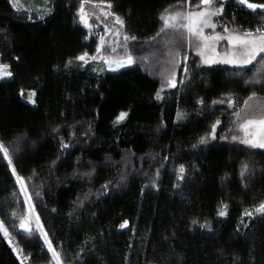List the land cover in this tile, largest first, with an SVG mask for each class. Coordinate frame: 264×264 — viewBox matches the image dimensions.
<instances>
[{"label":"trees","instance_id":"trees-1","mask_svg":"<svg viewBox=\"0 0 264 264\" xmlns=\"http://www.w3.org/2000/svg\"><path fill=\"white\" fill-rule=\"evenodd\" d=\"M104 2L124 21V33L136 37L128 50L97 53L100 38L80 20L81 0H0V64L12 72L0 79V140L27 192L0 152V217L18 248L28 264H55L41 231L29 236L19 228L27 198L63 264H264V214L255 211L264 201V149L245 144L240 129L245 110L264 115V82L245 83L257 61L207 65L183 48L170 87L160 74L161 46H135L157 39L161 14L183 0ZM190 3L197 11L199 0ZM218 3L223 11L208 33L227 27L258 35L255 29L264 28V9ZM219 49L229 52L230 43L221 40ZM85 52L87 62L76 59ZM129 54L134 63L124 69L93 68L92 57ZM122 112L127 116L118 120ZM201 137L208 142L200 144ZM205 222L211 227H200ZM0 264H22L2 230Z\"/></svg>","mask_w":264,"mask_h":264},{"label":"snow or ice","instance_id":"snow-or-ice-1","mask_svg":"<svg viewBox=\"0 0 264 264\" xmlns=\"http://www.w3.org/2000/svg\"><path fill=\"white\" fill-rule=\"evenodd\" d=\"M103 3L104 0H101ZM179 3V0H178ZM214 0H199V4L195 5V7L198 9L197 11H192L191 10V3L190 0H183V5L177 6L176 10L174 11H169V9H165L164 13L161 14V20L163 21V27L160 29V32L157 33L159 36L161 33H164L167 29H172L175 32L178 33L179 35V40H183V31L184 29L187 30L188 36H189V42L191 43V37H196L197 39L203 41L202 48H208L209 47V41H219L222 39H225V37L216 34L214 36H206L204 34V28L206 27H211L215 28L216 25L211 22L213 16L219 15L220 12L223 10V4L219 8L213 9L211 6L213 5ZM240 4H246L249 9H252L255 11L256 9H264V3H251L249 0H239ZM186 5V6H185ZM108 9L112 8L111 3L109 2L107 4ZM174 6H169V8H173ZM52 9L51 8H46L45 9V14L47 12H50ZM79 14H80V20L87 25L89 28L92 27V25L89 24V19H88V14L85 12L84 8V0H81V6L78 9ZM100 11L103 13L105 17L112 16L115 20V23L117 25L123 26L124 21L121 19L120 16L116 15L114 12L107 11L103 7H101ZM94 15V13H93ZM41 18H43L41 16ZM99 19V17H97ZM226 32L228 31L227 27L224 29ZM105 31L106 32H112L113 35L119 37L120 32L119 30L113 31V29H110L105 25ZM255 32L258 33V35H253L252 31H244L243 34H235V35H229L227 37L228 41L233 44L234 47H236L237 51L233 52L230 56H226L224 58L225 63L228 64H233V65H250L253 63V61H257L258 67L256 69V72L253 74V77L250 78V80L245 81L246 84L249 83H261L264 82V59L262 60H257L258 57H264V28H256ZM136 37L134 36H128L127 34H124L123 36V41L125 42V46L129 40H135ZM155 39V38H153ZM100 45H98L96 51L99 53L102 49V47L105 44L104 37H100ZM182 47V44H181ZM214 50V49H213ZM115 51V49H113ZM171 54V53H170ZM200 54L203 56L204 53L202 50H200ZM88 56V53L85 52L84 54L78 56L76 59L80 61H86V57ZM95 59L96 57H92ZM186 59V57H185ZM106 63H108L110 66L112 64L116 65V68L113 69V71L118 70L119 68H122L127 65H131L134 63V59L131 54L127 55V57L124 60H106ZM70 63V61H69ZM179 61L176 60L175 64H178ZM204 63H215L214 60L212 59H207L205 58ZM174 64V67H175ZM8 65L0 64V78L2 77H11L12 72L8 70ZM184 71L187 72L188 68L185 66ZM176 73L175 71L171 72L168 76L167 79V85L170 87H175L176 86V79H175ZM180 83H183V80L180 81ZM32 95H35L34 92H32L29 95V99H31ZM255 93H252L248 99L244 101V104L246 107H250L249 101L255 97ZM157 99H160V94L157 92ZM223 102V101H221ZM33 103L35 101L33 100ZM201 104H203V100L200 101ZM216 101H213V104H215ZM229 105L233 104V101L231 97L228 99ZM183 115V113L178 112L177 117L180 118ZM236 115L239 117L240 114L236 113ZM125 116H127L126 112H122L120 116L117 118L118 120L123 119ZM221 122L220 120H216L215 123L211 125V132L208 134L212 139H215L216 137V128L217 125H219ZM255 126L257 127V133L253 139H248L247 137L252 135L250 133L249 129L250 127ZM240 127L243 129L245 133L246 139L243 141L245 144H250L252 146H258L260 148H264V115L260 116L258 119H245L244 122L240 125ZM53 131H57L56 129H53ZM23 137H17V140L19 141ZM222 139H226V137H221ZM233 140L236 139L235 136L232 137ZM208 142L207 137H201L199 143L200 144H205ZM62 148H67L68 145L61 143ZM195 147V145H194ZM0 152L3 153V156L7 159L8 164L12 166V157L9 154V149L5 146L3 140H0ZM55 163V162H53ZM249 170L248 165H244L242 167V175ZM185 172V168L183 165H180L179 167V173L180 178L183 179V173ZM12 174L16 176L17 182L20 184L21 189L25 191V194L27 195L26 192V185L24 183V177L19 176L17 173V170L15 169L14 166H12ZM35 175V173H34ZM157 175H159V172H157ZM106 187V186H105ZM30 199V197H29ZM255 211L257 213H262L264 214V201H261L260 204L255 208ZM228 214V206L225 204L222 206L221 210L218 212V215L223 217ZM15 216V213H13ZM244 216L251 217L253 215L252 212L250 211H245L243 213ZM37 224L39 225V217H36ZM128 221L125 220L121 225L120 228H125L128 225ZM193 224H196L197 221L193 220ZM41 227V234L43 235L44 241L47 244L48 250L52 254V260L55 262V264H63L62 260V254L60 252H57L55 248L52 245L51 240H49L48 235L46 232H43L42 226ZM200 227H208L210 228L211 225L208 222H205L200 225ZM247 227V226H245ZM20 228L25 230L26 235H31L32 229H31V223L30 220H25L21 219L20 222ZM0 230L4 232L5 236H9V232L7 228H4L3 222L0 221ZM9 243H11V240H9ZM15 250V249H14ZM19 254V253H18Z\"/></svg>","mask_w":264,"mask_h":264},{"label":"rangeland","instance_id":"rangeland-1","mask_svg":"<svg viewBox=\"0 0 264 264\" xmlns=\"http://www.w3.org/2000/svg\"><path fill=\"white\" fill-rule=\"evenodd\" d=\"M107 4H108L107 2H103L102 3V2L85 1L84 2L85 12L88 14L89 24L92 25V27L89 28L83 22L82 23L87 27V29L89 30L90 33L95 32V33H97L99 35V38L101 36L104 37L105 44H104L103 47H110V48L115 49V50H119V49H123V48L128 50L129 49L128 47L130 45L127 42V44L125 46V42L123 41V36L125 34L124 30H123V26L117 25L115 23V20H114V18L112 16L105 17L103 15V13L100 11L101 7H103L105 10L112 12V8L108 9ZM221 4H223V3L214 4L211 7L213 9L219 8L221 6ZM174 10H176V8L172 9L170 11H174ZM93 13H94V15H93ZM97 17H99V19H97ZM214 17L215 16L212 17V20H211L212 23H214V21H213ZM105 25H107L108 28L113 29V31L118 29L119 32H120V36L117 37V36L113 35L112 32H106L105 31ZM208 29H213V28H211V27L204 28V34L206 36L211 37V36H214L216 34H219V35L225 37V39L227 41H228L227 37L229 35L238 34V33L232 32V31H227V32L225 31V32H223L221 34L220 33H208L207 32ZM182 31H183V37H184L182 41L179 40V35H178L177 32H175L172 29H167L164 33H161L157 37V39H153V40H150V41H144V42H137L138 43L137 46L134 45L137 50H145L146 48H148V46H150L152 44H155V46H157V45L161 46V51L164 52L165 60L163 58L162 61H163L164 65L161 68L160 74H161V77L163 78V81H164L165 84H167V79H168L169 74L171 72H173V71H175V73H176V76H175V79H176L177 72H178V67L181 65V60H182V58H181V55H182L181 54V50L183 48L192 49L195 53H197L199 56H201L203 62H204L205 58L212 59V60L215 61V63H205L207 65H212V64H217V63L228 64V63L223 62L224 58L226 56H230L233 52L237 51L236 47H234L233 44H231L229 41L228 42L230 43L231 50L229 52H226V53L221 51L219 49V43L221 42V40H219V41H209L208 42L209 43V47L208 48H202V45L204 43L203 41L197 39L196 37H191V43H190L187 30L184 29ZM181 44H182V47H181ZM200 50L203 51V53H204L203 56L200 54ZM126 57L127 56H124V57L123 56L122 57L121 56L120 57L119 56L118 57H103V58L97 57L95 59H92L95 62V63H93V68L94 69H98L99 71H113V69L116 68V65L112 64L110 66L105 61L106 60H113V61L121 60L122 61ZM154 58L156 59V56H154ZM154 58H152V60L149 58V61L151 60V63H154V61H155ZM88 59H89V56L86 57V61ZM176 60L179 61L178 64H175ZM174 64H175V67H174ZM128 66H130V65L125 64L124 67L119 68L118 70L124 69V68H126ZM118 70H115V71H118ZM0 79H8V77H2ZM242 118H243V120H242V123H243L245 119H258L259 117L249 116L247 110H245L242 113ZM240 129L242 130V133H243L242 140L244 141L246 139L245 133H244V131H243V129L241 127H240ZM249 131H250V133H252V135L248 136L247 138L248 139H253L255 137L256 133H257V127L252 126V127H250ZM254 147L260 148L258 146H254ZM262 149H264V148H262ZM19 188H20V191L23 194L24 192L21 189V186ZM23 195H25V194H23ZM25 199H26V201H25L26 207H25V210H24L25 213H24L23 216H21V219L30 220L31 229L32 230H40L41 231V227H40L41 223L39 222V225L37 224V221L35 219L34 209L32 208V206L27 201V198H25ZM17 217L18 216L16 214L14 216V218H17ZM21 219L19 221V228H20ZM0 221L3 222L4 228H7V224L4 223V221L2 220L1 217H0ZM7 230H8V228H7ZM21 230L25 232L24 229H21ZM8 232H9V230H8ZM5 237H6V239L8 241L11 240L10 244L12 245L13 249H15V252L19 256L22 264H28L26 256L18 248V246H17L13 236L10 234V232H9V236H5Z\"/></svg>","mask_w":264,"mask_h":264},{"label":"crops","instance_id":"crops-1","mask_svg":"<svg viewBox=\"0 0 264 264\" xmlns=\"http://www.w3.org/2000/svg\"><path fill=\"white\" fill-rule=\"evenodd\" d=\"M233 65V64H232ZM8 78H10V77H8Z\"/></svg>","mask_w":264,"mask_h":264},{"label":"built area","instance_id":"built-area-1","mask_svg":"<svg viewBox=\"0 0 264 264\" xmlns=\"http://www.w3.org/2000/svg\"><path fill=\"white\" fill-rule=\"evenodd\" d=\"M239 1V0H238Z\"/></svg>","mask_w":264,"mask_h":264}]
</instances>
